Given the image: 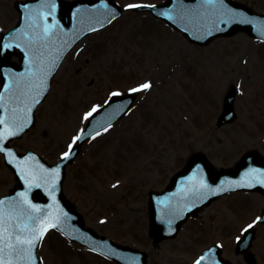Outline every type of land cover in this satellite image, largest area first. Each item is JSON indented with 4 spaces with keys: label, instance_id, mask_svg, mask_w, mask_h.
Returning <instances> with one entry per match:
<instances>
[{
    "label": "rangeland",
    "instance_id": "obj_1",
    "mask_svg": "<svg viewBox=\"0 0 264 264\" xmlns=\"http://www.w3.org/2000/svg\"><path fill=\"white\" fill-rule=\"evenodd\" d=\"M14 1L0 0V32L18 20ZM116 1L127 8L164 0ZM237 1L264 12V0ZM144 84L150 87L130 113L88 141L69 166L66 194L89 225L146 250L151 264H194L216 242L230 261L246 264L235 252L236 241L260 217L263 194L228 193L191 218L178 237L154 246L148 235V192L163 189L197 150L220 167L233 165L250 148L264 154L263 41L239 32L198 45L148 12L126 10L67 56L38 109L36 125L12 144L54 163L75 142L89 112L112 93ZM232 86L238 88V118L219 127ZM15 183L0 153V194ZM252 251L257 264H264V224L257 226ZM39 253L42 264H118L56 230L47 233Z\"/></svg>",
    "mask_w": 264,
    "mask_h": 264
},
{
    "label": "water",
    "instance_id": "obj_2",
    "mask_svg": "<svg viewBox=\"0 0 264 264\" xmlns=\"http://www.w3.org/2000/svg\"><path fill=\"white\" fill-rule=\"evenodd\" d=\"M17 7L25 16L19 26L3 35L1 41V49L12 48V52L16 47L21 49V64L11 62L8 54L4 57L1 54L3 88L0 90V120L4 123L0 124V149L8 163L17 167L20 173L21 181L13 198L20 200L23 207L12 199L0 198V232L6 229V235L14 243L17 236L27 239L43 233L44 226L56 219L71 237L114 259L125 264H147L144 251L119 245L90 229H84L81 216L61 193L66 164L74 159L86 139L130 109L135 93L116 96L101 109L96 114L97 119L91 121L82 133L73 151L56 166H49L41 160L42 163L33 153L21 155L8 145L11 137L21 136L32 125L35 107L46 96L51 79L69 49L87 33L108 25L122 13V9L113 0H33L31 4L17 2ZM140 8L152 10L199 43H207L218 35L234 34L238 30L264 39V14L231 0H168L161 5ZM236 92L233 88L227 98L221 123L235 117L233 101ZM34 156L40 169H35L32 161L28 163ZM43 172L50 174L52 180L41 192V185L36 180ZM239 188L264 192V158L257 150L248 152L234 168L222 170L214 168L204 153L193 154L186 167L173 177L167 190L151 192V235L156 242L175 235L189 214L197 213L202 205L210 203L223 192ZM33 194L40 196L36 201L38 203L34 202ZM27 225L30 228L25 229ZM254 237V229L248 228L239 247L246 251L250 264H253L254 257L248 250ZM39 240L27 253L20 251L17 254L5 249L2 255L6 264H39L36 255ZM20 257H24L22 263L18 260ZM203 258L200 264H232L224 262L213 249Z\"/></svg>",
    "mask_w": 264,
    "mask_h": 264
},
{
    "label": "snow or ice",
    "instance_id": "obj_3",
    "mask_svg": "<svg viewBox=\"0 0 264 264\" xmlns=\"http://www.w3.org/2000/svg\"><path fill=\"white\" fill-rule=\"evenodd\" d=\"M211 2V0H209ZM130 7H139V5H130ZM150 87L149 84H144L142 88L147 89ZM140 89H135L134 91H139ZM96 109L94 108L92 112H95ZM92 112L88 113V116L92 115ZM87 118V117H86ZM4 121L0 120V124H3ZM76 139H79L77 137ZM71 147V146H70ZM69 153H65V156H68ZM39 211V209H37ZM55 227V225H53ZM249 227H252V225H249ZM7 230L5 229L3 232H0V264H6L4 258H3V253L5 252V249H8L9 251L17 252L19 254L20 251H23L27 253L30 249H32L35 246L36 240L42 238L43 233L40 232L38 235H34L33 238H27V239H20L18 236L15 238V242L11 243V237L6 235ZM21 260L24 259V257H20ZM204 258L201 257V260ZM197 264H200L199 261H197Z\"/></svg>",
    "mask_w": 264,
    "mask_h": 264
}]
</instances>
